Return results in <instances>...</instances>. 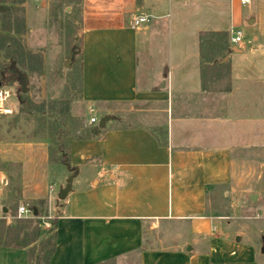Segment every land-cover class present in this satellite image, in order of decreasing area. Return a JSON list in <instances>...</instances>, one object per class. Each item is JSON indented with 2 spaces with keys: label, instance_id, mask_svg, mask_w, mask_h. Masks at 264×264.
<instances>
[{
  "label": "crops",
  "instance_id": "crops-1",
  "mask_svg": "<svg viewBox=\"0 0 264 264\" xmlns=\"http://www.w3.org/2000/svg\"><path fill=\"white\" fill-rule=\"evenodd\" d=\"M197 1L192 14L185 11L187 0H80L85 134L59 139L66 152L52 151L50 139L0 145V209L6 215L0 222L11 224L20 205L31 209L42 202L39 210L55 213L57 220L50 264H97L112 251L110 242L119 245L131 227L141 235L149 230L181 237L143 249L140 264H264L238 230L232 239L222 227L225 218L209 210L212 192L232 185L242 165L264 157L254 117L264 114V100H256L249 83L253 68L246 63L240 69L246 60H235L232 86L219 94L218 104L203 69L201 36L241 25L234 4L243 6L219 0L223 17L213 21L216 10L206 14L207 0ZM50 5L51 0H26L32 30L46 28ZM140 16L150 25L133 29ZM116 104L163 106L165 136L151 129L147 112L139 114L141 123L121 126L122 120L112 118ZM70 178L72 190L61 201ZM32 260L23 242L0 241V264Z\"/></svg>",
  "mask_w": 264,
  "mask_h": 264
},
{
  "label": "rangeland",
  "instance_id": "rangeland-1",
  "mask_svg": "<svg viewBox=\"0 0 264 264\" xmlns=\"http://www.w3.org/2000/svg\"><path fill=\"white\" fill-rule=\"evenodd\" d=\"M187 1L191 6L185 11L193 14L198 1ZM218 1L207 0L208 4L204 3L206 14L211 9L216 10L213 21L223 17ZM234 8L243 16L241 25L229 32L217 30L201 36L203 69L208 76L207 85L215 94L212 96L215 104L220 102L222 96L219 94L232 86L231 75L238 58L246 60L239 63L240 69L246 67V63L253 68L250 72L253 79L249 83L255 89L256 100H264V0H253L249 8L235 3ZM198 13L196 10L195 14ZM80 25V0H51L49 22L39 31L28 26L26 0H0V89L9 93L7 107L13 110L9 115H0V145L20 146L50 139L52 151L62 149L66 152L63 142L68 136L85 134L83 124L88 111L81 96ZM234 29L243 32L238 51H234L235 46L231 42ZM113 109L112 118L122 120L123 127L141 123L139 114L142 112L152 114L151 129L161 138L165 136L163 121L166 113L163 106L116 104ZM254 115L255 141L264 145V114ZM229 133L224 135L227 139H231ZM61 138L63 144L60 145L58 141ZM239 175L229 187L211 193L209 210L213 215L225 218L222 227L232 239L238 230L244 243L253 245L258 258L264 262L261 252L264 238V157L242 165ZM15 207L12 205L11 209ZM54 218L55 213L42 210L40 217L19 219L14 216L9 225L2 221L0 241L23 242L34 259L52 241L54 227L51 221ZM179 228L174 226L175 232H179ZM169 237L152 234L149 230L141 235L131 227L119 245L115 247L114 242H110L112 251L97 264H140L143 249L155 243L160 246L177 243L181 238L179 233Z\"/></svg>",
  "mask_w": 264,
  "mask_h": 264
},
{
  "label": "built area",
  "instance_id": "built-area-1",
  "mask_svg": "<svg viewBox=\"0 0 264 264\" xmlns=\"http://www.w3.org/2000/svg\"><path fill=\"white\" fill-rule=\"evenodd\" d=\"M240 4L243 7H250L253 4V0H239ZM150 22L148 17H137L132 24L133 29L140 28L141 26ZM243 41V32L241 30H233L231 42L235 45L241 44ZM9 101V93L0 89V115H9L13 113L12 109L7 107ZM91 123H96V118H91ZM33 210L29 209L26 205H20L17 212V218L19 219H26L28 217H33ZM6 215L3 210L0 209V220H5Z\"/></svg>",
  "mask_w": 264,
  "mask_h": 264
},
{
  "label": "trees",
  "instance_id": "trees-1",
  "mask_svg": "<svg viewBox=\"0 0 264 264\" xmlns=\"http://www.w3.org/2000/svg\"><path fill=\"white\" fill-rule=\"evenodd\" d=\"M63 163L68 166V156H63ZM43 206L42 202L35 203L33 206H31V209L36 211L37 210V217L41 216V210H39V207ZM51 224L54 227V233L53 238L50 244L45 245L44 248L35 256V258L32 260L31 264H50L53 253L56 249V233H55V227L57 224V220H53Z\"/></svg>",
  "mask_w": 264,
  "mask_h": 264
},
{
  "label": "water",
  "instance_id": "water-1",
  "mask_svg": "<svg viewBox=\"0 0 264 264\" xmlns=\"http://www.w3.org/2000/svg\"><path fill=\"white\" fill-rule=\"evenodd\" d=\"M250 24L253 23V21H249ZM23 89L25 90V84H23ZM111 119L110 116H107L105 118H103L99 124V130L103 129L106 126V123ZM72 190V178L69 179L68 181V186L66 188H64L63 190H61L60 194H59V199L61 201H64L68 194L70 193V191ZM255 197V196H254ZM35 215H37V212L35 211L34 213ZM262 254H264V238L262 239V249H261Z\"/></svg>",
  "mask_w": 264,
  "mask_h": 264
}]
</instances>
